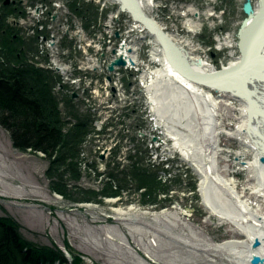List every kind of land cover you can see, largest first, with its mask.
Instances as JSON below:
<instances>
[{"label": "rangeland", "instance_id": "374dc122", "mask_svg": "<svg viewBox=\"0 0 264 264\" xmlns=\"http://www.w3.org/2000/svg\"><path fill=\"white\" fill-rule=\"evenodd\" d=\"M136 2L174 51L214 71L243 56L247 6L258 11L264 0ZM158 39L129 19L121 0H0V61L12 60L1 43L10 40L18 68L53 76L45 86L63 135L85 133L49 156L18 147L0 123V220L12 221L28 245L58 250L67 264H245L219 246L236 239L244 244L237 251L247 252L250 237L205 204L198 169L211 180L232 179L240 198L216 183L219 192L241 211L245 201L264 215L263 188L249 165L255 153L238 133L243 103L197 84L177 95L160 80L169 62ZM200 88L216 106L193 98ZM256 258L250 263L261 264Z\"/></svg>", "mask_w": 264, "mask_h": 264}, {"label": "bare ground", "instance_id": "6f19581e", "mask_svg": "<svg viewBox=\"0 0 264 264\" xmlns=\"http://www.w3.org/2000/svg\"><path fill=\"white\" fill-rule=\"evenodd\" d=\"M133 1L139 11L145 14L141 11V7L138 6L136 0ZM122 7L125 12L128 13L130 19L132 15L129 10L123 5V3ZM249 14L251 15V18L244 25L245 29L243 30V33H241L244 35L241 40L243 43V45L241 43V47L243 46V56L239 60L235 59L234 61H231L230 66L214 71L203 69L201 67L203 63L200 60L197 61V59L189 57L187 53L174 51L172 43L163 31L161 25H158V23L155 22L159 30L165 35L164 37L168 41L167 44L173 49L172 52L175 63L180 66V69L176 68L175 64L169 60L167 50L165 49V55L167 54V60L169 63L166 62V70L163 68L159 69L158 73L160 80L164 79V77L169 80L167 85H175V87H170L176 91L177 95H187L186 92H193L195 88L197 91L198 88L195 86L197 84L200 87L207 86L217 92H225L235 95L240 99L243 103V107L240 109L242 123L238 127V133H246V136L244 137L245 140L243 141L244 145L246 148H251L255 153V160L249 165L259 179V186L260 188H263L261 194L264 197V163L260 161V158L262 156L264 157V2L258 11L253 10L251 7ZM247 32H249V34ZM158 40L162 44L161 39L159 38ZM157 56L161 61L165 60L162 51L159 52V50H157ZM183 70L191 73L196 79L201 78L204 82H193L187 77V74L185 75ZM215 77H219V80L210 81L208 79H214ZM159 84L160 86L164 85L163 81H159ZM199 90V94L195 92L193 94V98L196 101H202V98L204 97V99L212 101L214 106L217 105L216 99H214L213 95L205 93L204 88H200ZM166 93L167 92H164L163 96L164 94L166 95ZM161 99L165 100L163 97ZM156 101L157 103L159 101L157 97L155 99V102ZM184 153H186L187 156L188 154L190 155V151L186 150ZM199 164L198 169L202 175L201 191L205 204L222 220L232 221L242 230L243 233H247L251 240L250 245L246 246L248 249L247 252L237 251L236 248L238 246H243L244 244L236 239L230 240L226 244L219 246V248L231 249L234 255L245 264H251L250 262L254 256H260L261 259H263L261 264H264V215H260L257 210H253L245 201H242L241 203L245 208L244 210L241 211V209L237 208L230 198L223 196L219 192V188L216 184L218 183L226 186V188L231 191L233 197L239 199L240 197L238 192H236L234 181L232 179L224 178L220 174H217L213 181L211 180L212 177H210V171L204 170L203 166ZM246 212L251 216V219H253L254 225L245 226L244 223H242L248 220V217L246 218L244 216V213ZM255 240H259L263 244L258 249L252 245Z\"/></svg>", "mask_w": 264, "mask_h": 264}, {"label": "trees", "instance_id": "16d2710c", "mask_svg": "<svg viewBox=\"0 0 264 264\" xmlns=\"http://www.w3.org/2000/svg\"><path fill=\"white\" fill-rule=\"evenodd\" d=\"M13 33L9 37H13ZM1 43L3 48L10 50L9 53L4 51L3 55L12 60L7 63L0 61V123L11 132L18 147L32 148L49 156L61 154L70 139L79 142L85 133H71L68 139L63 135L52 91L45 86L54 80L53 76L42 74L33 67L21 70L16 66L18 50L11 47L10 40ZM56 262L68 263L58 250L28 245L21 239L12 221L0 220V264ZM73 264L81 263L75 259Z\"/></svg>", "mask_w": 264, "mask_h": 264}, {"label": "water", "instance_id": "95a60500", "mask_svg": "<svg viewBox=\"0 0 264 264\" xmlns=\"http://www.w3.org/2000/svg\"><path fill=\"white\" fill-rule=\"evenodd\" d=\"M123 5L129 10L130 14L132 15V17L139 23L145 25L150 31H152L158 38L161 39L163 46L165 47V49L167 50V54L169 57V60L171 62H173V64H175L176 68L180 69V66H178L175 61H174V57H173V52H172V48L167 44L168 41L166 40V38L164 37L165 35L159 30L157 24L155 23V21H153L152 19H150L149 17H147L146 15H144L143 13H141L138 9L137 6H135L134 1L133 0H122ZM251 11V5L247 6V12L250 13ZM253 28V27H252ZM251 28V29H252ZM250 30V29H249ZM250 32V31H249ZM249 32H247L249 34ZM246 40V39H245ZM245 42V41H244ZM246 44V43H245ZM247 45V44H246ZM117 65H125L126 63L123 60H119L116 63ZM113 69V68H111ZM184 71V70H183ZM185 75L187 74V77L190 78L193 82H201L203 83L204 80L202 81L201 78L196 79L194 76L191 75V73L184 71ZM227 75V74H226ZM224 78H225V74H224ZM210 81H217L219 80L218 78H208ZM256 263L262 262V260L260 258H256L255 259Z\"/></svg>", "mask_w": 264, "mask_h": 264}, {"label": "flooded vegetation", "instance_id": "af4514ba", "mask_svg": "<svg viewBox=\"0 0 264 264\" xmlns=\"http://www.w3.org/2000/svg\"><path fill=\"white\" fill-rule=\"evenodd\" d=\"M78 11V10H77Z\"/></svg>", "mask_w": 264, "mask_h": 264}]
</instances>
